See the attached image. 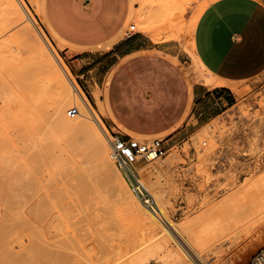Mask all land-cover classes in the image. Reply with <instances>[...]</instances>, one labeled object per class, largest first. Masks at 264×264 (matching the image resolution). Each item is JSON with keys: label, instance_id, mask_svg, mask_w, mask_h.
Wrapping results in <instances>:
<instances>
[{"label": "rangeland", "instance_id": "rangeland-1", "mask_svg": "<svg viewBox=\"0 0 264 264\" xmlns=\"http://www.w3.org/2000/svg\"><path fill=\"white\" fill-rule=\"evenodd\" d=\"M20 1L67 69L70 78L97 111L109 160L101 155L96 162H100V159L103 161V164L100 162L102 175L109 176L106 178L115 188L116 201L110 212L103 213L99 209L101 203H96L90 195L88 199L80 195L77 186L80 169L70 162L73 134L52 124L54 107L60 97L61 89L57 86L59 77L54 73L57 80H53L54 75L49 76L51 74L48 75L41 68L38 70L37 64L34 65L37 70L31 67L35 62L32 59L34 56L25 52L22 35L18 32L24 21L17 22L13 16V19L9 18L11 11H8L5 3L0 4V9L3 6V13L0 12V174H16L12 168L20 163L26 164L29 167L26 178L18 181L19 184H23L22 189L29 192V179L40 183L52 203V211L60 220L62 231L69 235L75 232L84 242L101 233L100 242L92 241L86 246L93 254L88 255V248H85L87 252L82 257L83 261L91 257V260H95L97 255L102 254L96 245L99 242L104 249L112 247L107 249L109 252L106 251L110 258L113 253L117 256L122 254L127 261L134 251L149 248L145 264H199L183 242L184 237L198 251L206 250L204 254L200 253L205 256L207 264H214V231L226 228L264 196V74L236 86L234 104L224 106L223 112L207 122H193L191 112L176 127L177 131L150 137L131 135L132 139L141 142H150L155 137L163 139L164 155L151 160L140 158L132 166L135 176L151 183L163 197L162 206L165 207L167 220L160 218L159 224L162 226L159 227L151 214L140 208L130 195L140 201L133 191L135 176L126 172L111 156L109 138L120 134L107 116L105 94L109 77L121 56H112L110 51L102 55L91 54L86 64L72 62L59 49L61 45L57 46L46 28L42 14L38 13L39 3L35 0ZM206 1L130 0V14L120 35L124 36L129 25L134 24L137 33L148 42L175 40L188 52L195 18ZM4 5L7 16L3 11ZM89 67L91 70H86ZM184 67L190 78L194 75V80L199 79L194 65L189 67L185 64ZM83 71H86L85 75H81ZM92 78L97 81V96L95 91L90 92L92 86L89 80ZM31 82L34 83L29 87ZM36 82L39 88L34 91L32 89L35 87L32 86ZM74 104L71 98L64 109ZM84 113L86 115L83 117L94 124L86 110ZM18 116L23 121L21 125H14L11 120ZM37 163H41L45 169L41 176L38 173L39 179L34 178ZM150 195L153 208L140 202L157 216V204ZM25 209L27 206L20 210L26 212ZM19 216V212L13 214L14 220H19ZM100 219L103 225L99 223ZM169 224L182 237L177 236L175 230L173 234ZM259 234V238L253 242L247 241L242 245L245 248H241L235 264H249L256 252L264 250V227ZM27 236L26 231H21L18 241L26 242ZM65 237L62 233L55 236L58 240ZM107 253L100 255V261L104 264L109 262V254L106 255L108 259L103 256ZM103 257L108 260L106 263Z\"/></svg>", "mask_w": 264, "mask_h": 264}, {"label": "crops", "instance_id": "crops-1", "mask_svg": "<svg viewBox=\"0 0 264 264\" xmlns=\"http://www.w3.org/2000/svg\"><path fill=\"white\" fill-rule=\"evenodd\" d=\"M130 9V0H42L46 28L72 62L121 56L105 105L124 138L177 131L191 112L193 122H207L234 104L236 86L264 74V0H212L199 15L189 44L210 83L190 78L184 65L192 67V57L175 40L121 36ZM89 82L95 91L97 81Z\"/></svg>", "mask_w": 264, "mask_h": 264}, {"label": "bare ground", "instance_id": "bare-ground-1", "mask_svg": "<svg viewBox=\"0 0 264 264\" xmlns=\"http://www.w3.org/2000/svg\"><path fill=\"white\" fill-rule=\"evenodd\" d=\"M35 1L39 3L38 13L42 14V0ZM210 1L212 0L206 1L202 8H200V11L195 18L196 20L194 22V26L199 15ZM2 3H5L6 8L8 7L10 9L9 10L7 8L8 11H11L10 13H12L8 14L5 11L4 5L3 11H5V16L8 14L9 18H12L13 16L17 22L19 20L25 22H21L23 25H20L18 32L22 35V47H24L25 52L27 51L28 54H32L31 57L34 56L32 59L35 60V62L31 67L34 69L37 68L38 70L42 69V71L46 70L45 72L47 74H51H48L49 76L54 75L52 77L53 80H57V78H54V73H56L59 77L58 81L60 83H58L57 86L61 89L60 97L57 101L58 103L56 102L54 107L56 109H54L52 124L66 131H71L73 134V141L70 143L69 150L70 162L78 166L80 169V178L77 183L80 195L87 199L92 196L96 203H101L99 209L102 210L103 213L110 212L116 201V194L114 190L115 188H113L110 181L106 178V176H109L102 175L103 169L100 165L102 160L100 159V162H96L99 160L97 157L101 155H103V159L109 160V153L107 152L106 143L103 139L104 135H102V132L100 131L102 125L97 117V111L91 107L89 99L85 93L70 78L67 69L58 57H56L53 48L46 40L44 34H42V31L36 27L31 15L26 11L23 2L20 0H0V4ZM1 9L0 12L2 11ZM22 43L20 42V44ZM188 50L190 56L192 57L194 70L197 76L203 77L206 83H210L212 79L205 76L206 70L201 65L192 47H188ZM11 53L15 55L14 51ZM33 83L31 82L29 87ZM32 87H35L32 90L36 91L39 88V83L37 84L36 82ZM94 94L97 96L96 91ZM71 98L74 99L75 105L77 104L80 110V113L73 117L68 116V109H64V106L67 105ZM76 99H78V101H76ZM64 110L66 111L64 112ZM84 110H86L89 117L93 119L94 124L92 121L83 117L86 115ZM18 117H14L12 119L13 121L11 120L14 125H21L22 123L23 118ZM15 128H13L14 131L16 130ZM111 156L114 157L112 152ZM88 164L90 165L88 166ZM101 164H103V161ZM35 167L37 172L34 178L39 179L37 177L38 173L41 176L45 169L42 167L41 163H37ZM28 168L29 167L26 164L20 163L12 168V171H14V173L16 172V174H0V264H104L100 261V255L102 256V254L109 252L110 250L107 251V249H111L112 247L110 248V246H108L106 248L104 246L105 250L102 244L99 243L101 233L93 235V237L87 242H84V240L81 239L75 232H70L69 235L66 231H62L60 229V220L55 215V212L52 211V203L49 202L48 197L44 193L40 183L32 181L34 179H29L28 183L30 185V191L28 192V190L24 191V189H22L23 184H19L18 181H22L24 177L26 178ZM118 175L121 182H124L121 174L118 173ZM140 181L148 192L152 194L155 203L157 204V210L154 208L157 211V216L148 211V209H146V207H144V205L136 199L134 195H130L140 208L151 214L152 220L154 218L156 221L153 222L157 223L159 226L160 221L163 220L162 218L167 220L165 207L162 206L164 203L163 197L159 191L154 189L151 183L145 180ZM24 206H27V210L25 209L26 212L20 210L21 207ZM18 212L20 215L19 220H14L13 214ZM160 218L161 220L159 221ZM99 223L103 225V220L100 219ZM170 226L171 229L173 228V234L175 230V232H177V236L179 234V237H182L175 227L172 225ZM263 227L264 196L260 200L254 202L248 210L231 221L226 228H220L217 231H214V239H212L214 240V264H235L238 253L240 251L242 252L243 248H245L242 245L247 241L253 242L255 239L259 238V231H261ZM21 231H26L28 233L26 242L25 240L24 242H22V240L18 241ZM59 233L66 236L64 240H58L55 238V236ZM96 240L99 241L96 245L99 249V253L102 254H100L99 257L97 255V258L95 257V254V260H91L92 257L90 258L89 256L90 259L87 258V261H90L87 262L85 259L84 262L82 257L87 252L86 249L88 247L86 248V246ZM183 242L189 249H191L193 257L197 260V262H199V264H207L204 258L205 256L201 254L206 250H200V253V251L195 249L190 241L184 237ZM103 245L106 244L103 243ZM138 247L139 246H137V248ZM87 250L89 252V248ZM148 251L149 248L140 252L138 250L134 252L131 251L133 253L132 255L130 254L131 257L127 259V261L122 254L117 256L113 253L110 258V254L107 253L103 256L106 257V255L109 254V259L106 257L109 262H107L108 260H106L105 257H103V261L105 259V263L107 262L106 264H145L148 259ZM127 252H129L128 249ZM89 253L88 255L93 254L92 252ZM124 253L126 254V252ZM205 255L207 254L205 253Z\"/></svg>", "mask_w": 264, "mask_h": 264}, {"label": "built area", "instance_id": "built-area-1", "mask_svg": "<svg viewBox=\"0 0 264 264\" xmlns=\"http://www.w3.org/2000/svg\"><path fill=\"white\" fill-rule=\"evenodd\" d=\"M134 24L129 25V30L126 35L129 36L136 33ZM80 113L77 105H72L68 108L67 114L70 117L78 115ZM163 139L159 137L152 138L150 142H141L130 137L124 138L118 134H114L109 138V144L111 147L113 158L119 163L122 168L135 176L132 166L140 158L154 159L165 154V150L162 144ZM135 184L133 185V191L140 198V201L152 206L151 195L147 192L140 179L135 176ZM153 208V206H152ZM249 264H264V250L256 252Z\"/></svg>", "mask_w": 264, "mask_h": 264}]
</instances>
